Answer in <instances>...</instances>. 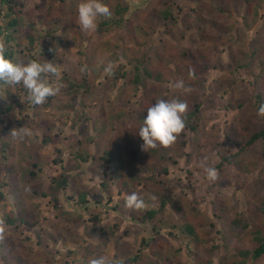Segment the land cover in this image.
<instances>
[{"label":"rangeland","instance_id":"obj_1","mask_svg":"<svg viewBox=\"0 0 264 264\" xmlns=\"http://www.w3.org/2000/svg\"><path fill=\"white\" fill-rule=\"evenodd\" d=\"M112 1L16 0L4 5L0 0V41L13 60L54 61L58 76L50 82L62 85L42 105L31 103L22 84H3L0 89V110L13 106L3 115L0 130V219L6 225L0 232V264H89L101 256L107 264H233L234 253L248 246L250 232L264 228L257 201L264 190V147L255 145L241 162L254 175L217 165L223 156L237 151L231 137L251 135L261 124L256 95L264 94V0H253L261 7L249 32L240 30L247 0H170L174 18L167 22L159 19L162 0H121L129 7L123 24L117 26L113 21L120 16H111L98 23L92 35L82 34L77 23L79 5L99 2L107 8ZM15 19L18 23L13 27L10 22ZM137 33L142 35V45L131 38ZM185 46L196 52L211 46L219 50L207 62L189 63L190 69L198 68L195 74L185 64L180 68L186 72L172 64L175 76L163 85L161 99L185 102L186 113L199 110L198 127L178 140L179 146L185 145L184 155L177 159L178 165L169 167L168 176L159 178L160 187L137 188L146 207L128 208V195L119 191L120 179L103 187L105 178L94 172L93 159L106 151L115 158L117 145L120 149L132 146L142 124L120 119L118 129L114 131L113 123L101 139L94 130L95 117L105 110L110 114L142 108V90L128 91L134 59H149L159 50L174 54ZM114 50L121 62L110 58ZM109 62L112 75L104 71ZM178 80L184 81L183 89L175 87ZM14 129L20 136L11 135ZM49 138L53 140L45 144ZM95 140L102 143L101 150ZM80 141L89 147V162L81 172H66L76 179L61 193L59 202L42 197L52 178L64 173L73 160ZM136 151L142 154L146 149L139 146ZM56 158L61 162L55 163ZM209 167L217 170L214 182L207 177ZM23 168L36 172L35 179L24 183ZM113 168L109 165V173ZM146 172L140 168L139 173L149 179L152 174ZM75 188L89 192L88 205H77ZM154 190L171 195L172 202L164 213L143 222L145 211L157 207ZM77 215L86 224L73 223ZM95 216L100 221L88 230ZM235 219L251 222L248 230L243 234L232 230ZM187 224L195 227V234L185 230ZM248 264H264V259Z\"/></svg>","mask_w":264,"mask_h":264},{"label":"trees","instance_id":"obj_2","mask_svg":"<svg viewBox=\"0 0 264 264\" xmlns=\"http://www.w3.org/2000/svg\"><path fill=\"white\" fill-rule=\"evenodd\" d=\"M121 0H113L111 2V5L107 7V9L112 13L111 16H120L118 19H115L113 21L114 24L117 26H120L125 22L123 14L129 10V7H125L121 4ZM16 2V0H1V3L4 5H11L12 3ZM164 4V9L160 11L161 17L159 18L160 21H169V18L173 17V13L171 9L170 0H162ZM247 9H245V14L243 15V22L240 26L244 29V31L249 32L251 28L255 25V23L259 19L258 9L260 10V5L254 4L253 0H247ZM104 5V4H102ZM11 11L13 12L14 9L10 7ZM224 9V8H223ZM226 12V9H224ZM110 16V17H111ZM109 19V18H108ZM162 19V20H161ZM18 21L12 20L10 22L11 26H16ZM145 28L142 27L141 30H144ZM136 30V29H134ZM132 40L138 44H143L142 35L137 33L133 35ZM9 39V38H8ZM221 40V38H218ZM219 42L216 43L218 45ZM215 48V47H214ZM116 49V48H115ZM181 50V51H180ZM179 51H175L174 54L167 53L166 55L163 50H159L157 54H155L154 57H150L149 59L142 57V59H134V71L132 72V76L130 79L131 89L128 90L131 94L132 92L136 93L139 90H142V93L145 96V100H142L143 103L142 108L140 109H132L130 108L128 111L119 109V112H111L110 114L108 111H103L102 115H99L95 117L96 120L94 125V130L99 135H102L101 139L104 138V136L107 135V133L110 131V128L113 123H116L114 126V131L117 130L118 126L120 125L119 120L128 118L131 122H136L143 125V120L147 116V109L151 107L156 101L161 100V96L164 94V87L163 85L165 83H168L171 78L175 76V73L171 69V65H176L178 71L180 72H186L185 70L181 69V64H185L190 69V64L193 60L197 62H207L210 60L213 53L217 52L219 53V50L217 49L214 51L213 47L211 46L206 51H198L196 52L194 49H191L190 47L181 48ZM205 52V53H204ZM256 54L255 52H251V54ZM7 57L9 59L13 60V54L9 53L7 51ZM110 58L115 61L121 62V58L119 57L118 53H116V50L114 52H111ZM261 63L262 67L264 68V59ZM238 68L243 67V63L236 62L235 63ZM122 65V64H120ZM191 71L189 72H199L198 68H191ZM202 71V70H201ZM264 72V69H263ZM122 78H124V75H120ZM73 81H71V85L73 86ZM159 83V85H156ZM3 82H0V89L3 86ZM74 87V86H73ZM77 88V87H75ZM132 93V94H134ZM256 105L258 108L261 105H264V94L263 92H259V94L256 95ZM240 106V105H239ZM100 108V107H99ZM199 108V107H198ZM102 110V108H100ZM13 110V106L10 105L8 109L5 111L0 110V130L1 128V121L3 115L6 113H9ZM108 113V114H107ZM105 114V115H104ZM197 115H199V110L196 109L194 111L187 112L185 114L186 116V127L184 131L178 136L175 144L171 146H160L158 145L156 148H147L146 151L142 154H137L136 150L140 146H142L143 141L138 136L133 138L132 140V146H126L125 148H121L117 145V150L114 153L115 158L112 152H107L104 154H100L97 157H94L93 161L96 162V168L94 169V172L99 174L101 177L105 178V181L102 183L103 187L106 189L110 187L109 183L111 180H114L116 177L120 179L119 181V191L125 192L127 195L135 192L142 196V192H138L137 188L143 187L144 189L149 188L152 189L153 186L159 188L162 181H160L159 178L162 176H168L169 174V167L170 166H176L178 165V158L182 157L184 155L183 148L185 145L179 146L178 140L180 138L185 137V133L187 130L191 129L192 131H196L198 124H197ZM262 118L261 124L259 125V128H257L251 135H241L236 133L233 137L230 138L231 145L236 148L235 153H229L223 156V161L217 165V168L222 169L224 165H230L237 167V170H240V174L246 175L248 172L250 175H254L253 172L249 169V167L242 165V160L244 156L248 155L249 152L254 148L255 145H261L264 147V115H261ZM121 130L117 131L116 134H120ZM53 139L49 138L45 141V144H50ZM110 144L108 146V149L113 148V140L109 139ZM96 143V144H95ZM95 145L97 146L98 150H101V142H96ZM138 143V144H137ZM88 145L84 144V142L80 141V147L76 150L75 155H73V160L67 164V166L64 168V173H61L58 177H53L50 183V188L46 193H42V197H51L54 201L59 202V197L63 191H65L66 187L73 183V181L76 179L72 176H69L66 174L68 170H74L81 172L83 165L87 164L90 159V151L88 149ZM123 149V150H122ZM55 163L61 162V159H55ZM113 164V171L112 173H109V165ZM129 166H132L134 168V171L131 172L129 170ZM140 168L146 169L147 172L152 174V176L147 179L143 174H140ZM146 172V173H147ZM243 172V173H242ZM255 173V172H254ZM23 182L27 183L35 179L36 172H33L32 170H28L27 168H23ZM263 174V171L261 172ZM249 175V176H250ZM145 189V190H146ZM76 194H78V199L76 201L77 205L84 206L89 204L88 194L89 192L85 188H75ZM154 192L158 195V203L157 207H153L150 211H145L146 218H141L140 220L145 222L146 220L154 219L158 215L165 212L167 205H170L172 202L171 195L163 196L156 192ZM144 194V193H143ZM259 209H260V217L264 219V190L261 191V194L259 198L257 199ZM219 218H223L218 216ZM100 218L98 217H92V226H87L88 230H93L94 224L99 223ZM82 223L86 224L83 217L81 215H77V217L73 218V223ZM243 222L241 219H235L232 222L233 229L232 230H240L242 234L248 230L250 227V223H241ZM86 228V227H85ZM185 230L190 234H195V227L193 225L187 224L184 226ZM231 230V228H230ZM232 232V231H231ZM76 234V233H74ZM73 234V235H74ZM250 238L249 244L246 248L238 249L234 254L236 255V260L233 261V264H248V262H254L257 263L264 259V228L261 225V227H257L253 229V231L250 232ZM53 240L56 241L54 237H52ZM207 264H212V262H208Z\"/></svg>","mask_w":264,"mask_h":264},{"label":"clouds","instance_id":"obj_3","mask_svg":"<svg viewBox=\"0 0 264 264\" xmlns=\"http://www.w3.org/2000/svg\"><path fill=\"white\" fill-rule=\"evenodd\" d=\"M112 13L99 2L81 3L78 7L77 23L79 30L85 36L95 33L98 23L110 18ZM56 51V49H50ZM6 45L0 41V82L8 85L22 84L28 92L29 100L34 105H42L48 102L50 97L56 96L62 85L50 82L52 77L58 76V65L54 61L45 60L43 63L36 60H12L7 57ZM105 73L113 74V64L109 62L105 68ZM84 74L83 72L81 73ZM177 89L184 88V81L178 80L175 83ZM188 105L179 100H158L147 109V116L143 120V125L138 131V136L142 139V150L149 147L173 145L178 136L186 127V111ZM259 115H264V105L258 109ZM23 127L20 128V132ZM20 132L14 129L12 136H20ZM22 138V137H21ZM207 177L210 181L218 178L217 170L214 167L206 169ZM125 206L136 210L146 207L145 200L139 194L133 192L128 195ZM5 223L0 219V232L5 230ZM89 264H107L106 258L89 260Z\"/></svg>","mask_w":264,"mask_h":264}]
</instances>
